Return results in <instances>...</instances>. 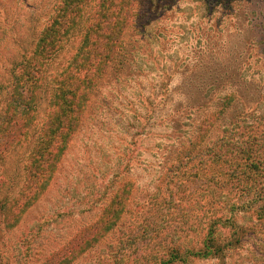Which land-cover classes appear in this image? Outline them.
<instances>
[{"label": "rangeland", "instance_id": "rangeland-1", "mask_svg": "<svg viewBox=\"0 0 264 264\" xmlns=\"http://www.w3.org/2000/svg\"><path fill=\"white\" fill-rule=\"evenodd\" d=\"M139 1L140 16L126 33L120 64L93 93L46 193L15 228L5 230L0 219V264H44L98 219L122 182L132 186L128 211L112 232L71 264H155L168 247L189 248L198 242L212 202L226 204L225 191L196 185L188 167L176 173L170 168L180 151L194 143L190 133L199 132L200 121L214 109L204 105L195 110L188 103L192 67L210 51L230 45L244 50L262 84L253 86L251 98L246 97L251 91L233 97V105L200 147L210 144L246 104L264 114V0ZM59 3L0 0V98L14 66L34 50ZM93 6L85 8L63 50L48 65L28 136L0 158V199L16 196L23 185L29 151L52 109L56 78L80 46ZM260 144L264 146V138ZM238 214L246 217L244 225L254 219L241 208ZM140 224L157 230L147 234L148 241H131ZM258 230L223 261L187 264H264V224Z\"/></svg>", "mask_w": 264, "mask_h": 264}, {"label": "trees", "instance_id": "trees-1", "mask_svg": "<svg viewBox=\"0 0 264 264\" xmlns=\"http://www.w3.org/2000/svg\"><path fill=\"white\" fill-rule=\"evenodd\" d=\"M93 3L80 46L56 78L52 109L29 151L23 185L16 196L5 195L0 199V219L5 230L15 228L46 193L86 115L93 93L110 70L120 64L126 33L140 16L137 9L141 8V2L61 0L34 50L14 66L4 96L0 98V158H4L28 136L47 67L81 22L82 12ZM228 47L210 51L209 57H203L204 61L192 67L188 103L194 104L195 110L204 105L214 109L200 121L199 132L190 133L195 135L194 143L180 151L170 168V172L176 173L188 167L196 185L201 182L210 192L219 188L226 192L228 199L224 206L219 200L212 202L198 242L189 248L168 247L164 255L156 258L155 264H187L205 259L223 261L230 250L242 247L257 236L258 228L264 224V146L260 144L264 138V114L257 115L253 108L250 110V104H246V109L239 111L210 144L200 147L228 106L233 105V97L251 91L246 96L251 98L253 86L257 87L258 72L251 68L254 66L250 56L246 57L244 50L235 45ZM225 53L226 57L222 55ZM225 86L233 90L227 93ZM131 191L132 186L122 182L98 219L82 228L44 264H71L98 244L128 211ZM240 208L247 216L254 217L248 220V225L242 222L246 217L238 214ZM151 230L157 229L149 231L147 225L140 224L138 234L134 232L131 241H148L150 234H147Z\"/></svg>", "mask_w": 264, "mask_h": 264}]
</instances>
